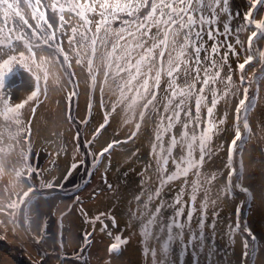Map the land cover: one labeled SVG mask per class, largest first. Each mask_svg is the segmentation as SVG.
Instances as JSON below:
<instances>
[{
  "label": "snow or ice",
  "instance_id": "obj_1",
  "mask_svg": "<svg viewBox=\"0 0 264 264\" xmlns=\"http://www.w3.org/2000/svg\"><path fill=\"white\" fill-rule=\"evenodd\" d=\"M54 96L70 150L37 125ZM118 149L127 170L109 183ZM89 157L88 175L126 201L124 227L113 234L115 205L90 215L76 195L53 232ZM5 178L0 238L34 248L30 264H91L98 235L112 242L97 264H127L133 239L143 264H264V215L257 232L246 214L264 213V0H0ZM73 212L84 228L70 259Z\"/></svg>",
  "mask_w": 264,
  "mask_h": 264
},
{
  "label": "rangeland",
  "instance_id": "obj_2",
  "mask_svg": "<svg viewBox=\"0 0 264 264\" xmlns=\"http://www.w3.org/2000/svg\"><path fill=\"white\" fill-rule=\"evenodd\" d=\"M239 2V0H238ZM57 97H53L52 102L48 105L47 110L42 109L41 113L37 116V125L40 129V135L42 138L48 139H56L50 136L51 131L55 130L57 132H64V140L68 142V148L71 149L72 145L69 142L70 137L74 135V130L69 132V125L64 122L61 117V112L65 107V101L61 99V105L58 107L56 105ZM259 112L262 109L258 106ZM257 108V109H258ZM257 113V112H256ZM256 115V114H254ZM45 122H47L45 124ZM35 131V129H34ZM35 138V137H34ZM123 139V137H121ZM103 138H101L102 142ZM130 147V146H125ZM253 149H255V143L250 145ZM48 151H54V146L49 147ZM70 151H69V162H70ZM126 155V152L118 149L116 152L112 153V167L109 172V183H116L117 176H121L123 171H126V167L123 164V157ZM47 156L42 153V156L39 160V163L44 166L45 161L47 160ZM107 163V160H105ZM65 166V161L63 157H61L59 161V169L62 170ZM81 168V169H80ZM78 171H74L72 183L79 179L78 183L80 185V190L78 191L75 188L76 184H67L66 188L68 189V196L63 198L62 200H58L56 204L59 205V209L56 214L52 216V218L59 216L60 210H66L65 205H70L72 200L75 199L76 195L81 197L83 201V207L86 211L89 212L90 215L96 214L98 211H105L111 209L115 205L114 214L117 217L119 222V229H117L113 234H117L120 229L124 227V221L126 219L124 215V211L126 209V201L119 205H116V201L112 197V193L107 191L106 186L104 185L103 179L101 178L100 173H96L94 175L89 176L86 169L91 168V158L89 157L88 163L85 166L80 167ZM119 169V171H118ZM54 175L57 173H53ZM257 176L256 181L253 183V188L257 192V196L259 197V174L254 173ZM6 179L0 181V196H3V185L6 183ZM120 183L123 184L124 180L121 178ZM122 195H126V193H122ZM79 207V206H77ZM250 217V222L255 226L256 231L259 232V225L261 221L262 213L259 203L252 208L251 211L246 213ZM65 224V236H66V252L70 259H74L72 253L77 249L79 251V237L80 234L83 233L84 226L82 225V217H80L79 212H73V214L67 217L64 221ZM58 225V220L56 221V226ZM53 227V226H52ZM70 230L71 235L67 236V232ZM89 231L91 229L89 228ZM55 232H59L58 230ZM23 234L21 233V236ZM123 235L127 236L128 233L124 232ZM0 237H3V232L0 231ZM98 243H94L93 248L91 249V264H97L98 258L103 259L106 258V248L112 242L107 236L101 238L99 235L97 236ZM0 244L3 247V251H0V264H30L29 255L32 256L33 259H38L36 256L35 249L31 246L26 245L25 249L20 247V243L9 233L6 239L0 238ZM1 250V249H0ZM51 251V249L49 250ZM123 260L127 262V264H143V257L141 254V249L136 239H133L126 247L123 252Z\"/></svg>",
  "mask_w": 264,
  "mask_h": 264
},
{
  "label": "bare ground",
  "instance_id": "obj_3",
  "mask_svg": "<svg viewBox=\"0 0 264 264\" xmlns=\"http://www.w3.org/2000/svg\"><path fill=\"white\" fill-rule=\"evenodd\" d=\"M78 181H79V179H77V180H76V181H74L73 183H74V184H76V183H78ZM73 183H72V184H73Z\"/></svg>",
  "mask_w": 264,
  "mask_h": 264
},
{
  "label": "flooded vegetation",
  "instance_id": "obj_4",
  "mask_svg": "<svg viewBox=\"0 0 264 264\" xmlns=\"http://www.w3.org/2000/svg\"><path fill=\"white\" fill-rule=\"evenodd\" d=\"M0 249H1V250H3V247H2V245H1V244H0Z\"/></svg>",
  "mask_w": 264,
  "mask_h": 264
}]
</instances>
